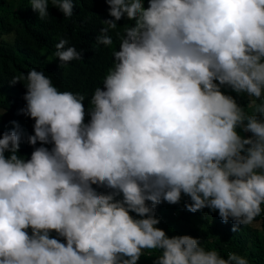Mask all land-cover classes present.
I'll return each instance as SVG.
<instances>
[{"label": "clouds", "instance_id": "obj_1", "mask_svg": "<svg viewBox=\"0 0 264 264\" xmlns=\"http://www.w3.org/2000/svg\"><path fill=\"white\" fill-rule=\"evenodd\" d=\"M27 2L42 24L1 94L0 264H249L169 236L156 207L187 196L233 232L264 211V0ZM54 37L70 79L41 66Z\"/></svg>", "mask_w": 264, "mask_h": 264}, {"label": "trees", "instance_id": "obj_2", "mask_svg": "<svg viewBox=\"0 0 264 264\" xmlns=\"http://www.w3.org/2000/svg\"><path fill=\"white\" fill-rule=\"evenodd\" d=\"M56 8L51 4L48 5L49 12ZM40 20L38 12L31 8L27 0H0V28H2L3 34L6 37L9 34H12L14 37L11 43L8 39L3 40L2 46H0V82H2V86H0V106L2 104L1 94L5 96L8 94L12 95L13 89H16L18 86H24L22 82L13 85L15 87H10L8 82L12 75L20 72L21 68L17 62V55L22 53L21 48L31 43L29 39L33 32H29L26 36L22 37L23 32L27 28L36 29L42 24ZM49 39L44 43L49 42L44 46V49H37V51H41L39 55L41 66L50 68L54 73L65 70V77L67 79L77 75L79 71L77 65L71 66V64H67L62 67L54 65L55 61H51V46L56 37L52 40ZM77 44L84 50V57L92 56V53L89 52L87 36H77ZM53 58L55 60L54 56ZM92 76H88L86 80H89ZM97 83L98 79L85 82L80 88V93L87 94L86 97L90 98L93 92L90 91L89 85L92 88L94 86L96 88L99 87ZM224 91L230 92L228 89ZM230 94L236 95L235 93ZM237 100L241 105L245 106L247 112H252L251 108L247 107L249 99L246 94H240L237 96ZM1 120L2 118H0V124L3 122ZM4 130H8V127L1 124L0 131ZM26 137L27 134L22 136V142L28 144ZM37 146H39V142ZM48 147L51 146L49 145ZM32 150V146L28 144L26 148L20 149V152L30 157ZM186 200L190 202L189 197L182 196V200L178 205H169L166 202L162 203L165 206L161 204L157 205L156 214L161 218V223L158 227L165 229L169 236L189 234L193 237H199L206 249H217L225 259L227 258V253L233 251L246 256L249 264H264V211H262L261 215L254 218L251 225H239L238 231L233 232V221L231 219L225 223L220 219L217 212L210 211L208 208L192 213L183 206ZM262 208H264V205H262ZM133 215L135 214L133 213ZM158 254V252H154L152 256H148L146 253L140 258L138 264H153V259Z\"/></svg>", "mask_w": 264, "mask_h": 264}]
</instances>
